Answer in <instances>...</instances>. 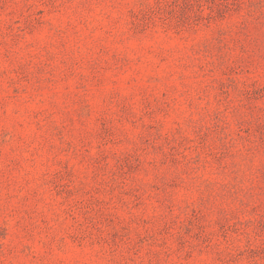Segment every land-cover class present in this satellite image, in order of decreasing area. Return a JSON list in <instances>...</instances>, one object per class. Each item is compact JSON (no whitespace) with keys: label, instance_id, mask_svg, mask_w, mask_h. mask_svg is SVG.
<instances>
[{"label":"rangeland","instance_id":"rangeland-1","mask_svg":"<svg viewBox=\"0 0 264 264\" xmlns=\"http://www.w3.org/2000/svg\"><path fill=\"white\" fill-rule=\"evenodd\" d=\"M0 264H264V0H0Z\"/></svg>","mask_w":264,"mask_h":264}]
</instances>
